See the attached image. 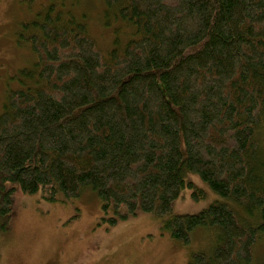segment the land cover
Returning <instances> with one entry per match:
<instances>
[{"label":"trees","instance_id":"16d2710c","mask_svg":"<svg viewBox=\"0 0 264 264\" xmlns=\"http://www.w3.org/2000/svg\"><path fill=\"white\" fill-rule=\"evenodd\" d=\"M104 2L133 29L124 44L103 49L67 2L23 23L18 42L32 56L0 111V230L10 183L49 201L89 189L111 225L141 210L186 243L198 228L214 232L211 249L189 264H255L264 238V0ZM189 174L224 201L174 214L186 187L205 194Z\"/></svg>","mask_w":264,"mask_h":264},{"label":"rangeland","instance_id":"374dc122","mask_svg":"<svg viewBox=\"0 0 264 264\" xmlns=\"http://www.w3.org/2000/svg\"><path fill=\"white\" fill-rule=\"evenodd\" d=\"M65 1L87 22L103 49L133 37L130 24L106 12L104 0H0V111L6 87L15 86L13 74L32 56L26 44L18 42L27 33L23 23L48 5L61 7ZM259 135L264 145V129ZM189 175L205 194L195 198V189L186 187L173 202L174 214L198 213L212 202L224 201L199 175ZM9 186L15 190L7 229L0 230V264H189L193 252L213 245L214 232L206 228L196 229L186 243L174 238L160 217L141 210L111 225L103 219L111 214L105 215L100 198L89 189L79 197L61 195L49 201L41 192L25 193L18 182ZM227 201L242 214L238 203ZM254 260L264 264V238Z\"/></svg>","mask_w":264,"mask_h":264}]
</instances>
